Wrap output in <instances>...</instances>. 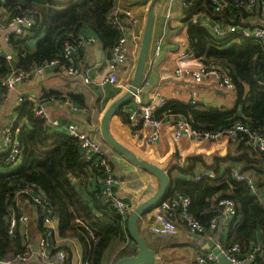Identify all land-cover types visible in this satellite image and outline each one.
Returning a JSON list of instances; mask_svg holds the SVG:
<instances>
[{
	"label": "trees",
	"instance_id": "obj_1",
	"mask_svg": "<svg viewBox=\"0 0 264 264\" xmlns=\"http://www.w3.org/2000/svg\"><path fill=\"white\" fill-rule=\"evenodd\" d=\"M228 1H241L246 5L250 3V0ZM1 4L12 16L27 15L35 20L27 39L11 40L18 55L16 68L21 71L45 67L56 60L61 65L71 66L63 59L64 43L75 44L74 32L84 26L98 31L102 37L104 34L110 46L119 38V33L109 24V17L117 6V0H3L0 1V6ZM197 15H207L213 21L239 27L244 21L257 22L261 18L260 6L252 14L242 9L215 12L209 0H197L187 9L186 20ZM188 37L190 48L197 58L207 54L208 58L227 63L238 95L237 105L232 110L192 111L190 115H186L192 129L214 133L242 122L251 130L264 135V48L261 43L237 32L218 45L214 43L210 31L203 26H190ZM31 40L37 42L34 51L29 48ZM74 64L76 67V61ZM11 70L12 63L0 55V81ZM57 98L58 93H45L40 105L45 106V101ZM73 99L82 102L78 97ZM35 108V104L25 101L17 110L19 116L15 124L23 125L20 139L25 161L22 167L17 171H10L11 168L5 165L8 153H0V258L11 259L26 252L21 236L11 238L8 235V206L24 188L33 186L46 195L57 213L61 240H77L82 247L81 257L88 264H108V253L129 237L127 222L124 223L114 210L106 206L100 195L93 198L99 214L93 213L91 205L72 184L71 177L79 178L78 185L84 186L88 180L86 172L91 168L98 175L97 171L91 164L82 161L79 141L67 133H52L53 126L36 117ZM125 108L119 110L117 115L124 123H128ZM177 108L168 103L157 112L156 117L161 120L160 115L171 114ZM21 119H26L27 125L22 124ZM232 144L236 145V152H229L228 156L240 164V173L259 174L258 188L264 187V154L249 145L245 135H240ZM216 172L214 179L203 177L199 182L176 181L169 173L175 186L166 199L176 195L189 198L190 213L205 228H209L212 219L217 216L218 201L232 200L236 204L237 217L228 228L225 246L229 248L239 245L241 255L246 257L251 253L253 244L259 240L261 249L256 254L254 264H264V199L252 195L247 183L235 181L232 170H226L223 175L218 169ZM23 198L25 196L19 195V200ZM33 227L35 229V225ZM139 231L148 245L142 230ZM153 237L156 238L155 244L161 245L167 238L175 236L153 234ZM136 254L137 250L128 248L117 257L114 264L124 257Z\"/></svg>",
	"mask_w": 264,
	"mask_h": 264
},
{
	"label": "crops",
	"instance_id": "obj_2",
	"mask_svg": "<svg viewBox=\"0 0 264 264\" xmlns=\"http://www.w3.org/2000/svg\"><path fill=\"white\" fill-rule=\"evenodd\" d=\"M152 1L117 0L116 8L123 13L131 11L138 19V24L129 31V43L126 49L128 61L125 69L119 74L122 84L126 87H130L134 77ZM186 11L185 0H162L155 10L151 45L143 76L146 84L142 86L140 93L145 101L159 94L171 105L178 107L171 114L160 115L163 126L161 140L156 145H148L146 139L150 131L133 130L119 115H115L109 123V132L116 141L143 161L162 170L171 171L176 181L186 180L205 172H211L216 176L217 169L221 175L228 169L240 171V164L228 156L229 152L234 154L236 152V145L232 144L234 142L223 138L214 143H203L189 137L176 140L173 136L177 118L186 119V115H190L192 111L232 110L236 107L238 99L236 90L219 89L213 78L196 85L191 77L180 79L176 75L178 52L180 49L190 47L188 37L190 26L186 20ZM260 13L261 18L256 25H264L261 9ZM6 15L7 11L1 4L0 19H4ZM97 32L88 26L74 32L76 37L74 42L78 47L74 55L75 68L81 74L90 76L95 82L107 74L108 52L112 47L107 37L104 34L102 37ZM90 39L95 42H90ZM159 41H162V44L160 54L157 56ZM36 43L34 40L29 41L30 51L35 50ZM0 55L12 56L14 63L18 59L17 50L6 40V34L0 35ZM187 64L192 68L203 64L231 76L225 61L208 58L207 54L201 58L189 59ZM51 91L59 94L56 100L44 102L51 120L57 124L52 127V133H66V128L74 124L79 130L102 144L104 153L113 165L114 174L120 180L118 195L122 199L131 203L134 209L152 199L160 188V181L114 151L105 143L102 136L101 122L104 114L127 92L123 88L112 85L101 88L95 83L87 85L80 76L56 68H48L43 76L34 77L20 84L12 93L4 94L0 90V153H3L4 129L15 118L18 119L17 110L22 105L19 101L29 97L41 100L45 93ZM74 97H78L82 102H77ZM128 109L129 107L125 108L126 115ZM21 123L27 125V120L21 119ZM248 174L258 187L259 174L255 172ZM86 175L88 180L85 185H76L75 188L91 205L93 213L98 215L99 210L95 207L93 198L98 196L100 184L92 170H88ZM258 190L260 197L264 199V187ZM153 216L152 212L147 214L141 218L137 226L142 230L149 248L158 253L155 264H194L198 253L208 249L209 241H216L220 237L225 244L228 228L234 221L233 219L219 222L215 235L211 232L205 235L191 233L181 224L177 236L167 238L163 244L156 245L154 242L156 238L149 229ZM33 225L35 223L32 221L34 229ZM63 241V248L71 254L72 264H77L82 254L80 243L77 240ZM128 248L132 251L137 250L129 237H126L108 253L106 257L108 264H114L117 257Z\"/></svg>",
	"mask_w": 264,
	"mask_h": 264
},
{
	"label": "built area",
	"instance_id": "obj_3",
	"mask_svg": "<svg viewBox=\"0 0 264 264\" xmlns=\"http://www.w3.org/2000/svg\"><path fill=\"white\" fill-rule=\"evenodd\" d=\"M0 1L2 2L3 0ZM58 1L66 2L69 0ZM209 1L215 12L242 9L252 14L257 9V6H260L261 12L264 15V0H250L249 5L241 1ZM195 2L197 0H185V6L189 9ZM187 22L189 26L206 27L212 34L215 44L221 45L229 37L239 32L245 38L259 41L264 48V25H256L254 20L244 21L242 26L239 27L230 23L213 21L207 15H197ZM109 24L119 33V38L108 52L107 74L99 81L95 82L90 76L81 74L75 68L74 55L78 47H76V44L65 42L63 59L70 63L71 66L61 65L56 60L45 67H36L25 72L16 68L17 61L14 63L12 56H7L6 59L12 63V70L9 75L0 81V90L4 94L12 93L20 84L34 77L43 76L48 68H56L63 72H69L74 76L82 77L83 83L87 85L95 83L101 88L112 85L128 91L129 86L127 85L128 87H126V85L122 84L119 74L125 69L128 61L126 49L129 43V31L138 24V19L131 11L123 13L120 9L115 8L109 17ZM34 25L35 20L30 16H12L7 12L6 17L0 19V35L6 34V40L9 43L12 38L24 40L30 36V31ZM89 41L95 42L93 39ZM161 44L162 41H159L156 51L157 56L160 54ZM189 59H196L192 49L190 47L180 49L177 56L178 67L176 70L178 78L191 77L196 85H200L207 79L213 78L219 89L236 90L231 76L203 64L192 68L187 64ZM144 84H146L145 80L142 81V86ZM141 88L133 96L132 103L128 106V124L133 130L148 129L150 134L146 139V143L148 145H156L162 138L163 127L162 121L156 117V114L166 107L169 101L159 94H155L145 101L140 93ZM25 101L35 104L34 113L36 117L45 120L50 126H57L51 120L46 107L40 105V99L29 97L27 99L22 98L19 102L23 103ZM16 121L17 119L15 118L3 131V153H8L5 165L9 166L11 168L10 171L12 170L13 172L19 170L25 161L24 148L20 139L23 125L16 126ZM66 130L68 135L79 141L82 161L91 164L93 169L97 171L98 175L95 174V177H97L100 184L98 196L100 195L106 206L114 210L122 218L123 222L126 223L129 215L134 211V207L118 195L120 180L115 176L113 165L104 153L102 144L92 136L79 130L74 124L69 125ZM240 135H245L249 145L264 154V135L251 130L247 124L242 122L225 131L209 133L194 131L186 119L179 117L175 121L173 134L176 140L189 137L203 143H214L223 138L234 142ZM90 170L92 169L90 168ZM203 177L214 179L216 176L211 172H205L194 175L185 181L199 182ZM233 177L237 182L247 183L250 186L252 195L261 198L258 187L248 174H243L236 170L233 171ZM71 182L76 186L79 184L80 179L71 177ZM19 195L25 196V198L19 200ZM190 206L191 200L185 196L176 195L167 198L154 211L153 220L149 227L151 233L163 237L176 236L180 225L183 224L191 233L205 235L207 232H211L215 235L219 222L233 220L237 217L236 204L232 200H219L217 204V216L212 219L209 228H205L190 213ZM8 208V235L11 238L21 236L24 239L26 252L8 260L0 258V264H72L71 254L67 250L62 249L64 241L59 236V218L57 213L53 210L50 202H48L46 195L38 187L27 186L24 188L12 200ZM32 221L35 223V229L32 228ZM38 227L40 230H38ZM216 241L218 248L232 264H254L256 254L261 249V244L258 240L253 244L251 253L245 257L241 255L242 251L239 245L235 244L227 248L222 242V238L218 237ZM35 243H37V251H35ZM77 264L88 263L81 257ZM194 264H218V257L211 251L202 250L198 253Z\"/></svg>",
	"mask_w": 264,
	"mask_h": 264
},
{
	"label": "water",
	"instance_id": "obj_4",
	"mask_svg": "<svg viewBox=\"0 0 264 264\" xmlns=\"http://www.w3.org/2000/svg\"><path fill=\"white\" fill-rule=\"evenodd\" d=\"M160 1L162 0H153L149 7L142 46L136 64L132 83L128 91L120 99L114 102L106 111L101 122V132L105 143L112 149H114V151L125 157L128 161H130L143 171L152 174L160 181V188L155 196L134 209V211L128 217L127 232L129 235V239L137 248V254L124 257L117 261L116 264H155L156 254L147 245L145 239L140 234L137 225L141 218L154 211L163 201L166 200V197L173 192L175 186V183L169 176V173L171 171L169 172V170H162L159 167L145 162L141 158L135 156L130 150L116 141L109 132L110 120L118 114L119 110L125 108L126 106H129L132 103L133 96L138 93L139 89L142 86L145 66L148 60V54L151 45L155 10ZM34 245L35 251H37V243H35ZM207 247L208 251L213 252L218 257V264H232L227 259L225 254L218 248L217 241H209Z\"/></svg>",
	"mask_w": 264,
	"mask_h": 264
},
{
	"label": "rangeland",
	"instance_id": "obj_5",
	"mask_svg": "<svg viewBox=\"0 0 264 264\" xmlns=\"http://www.w3.org/2000/svg\"><path fill=\"white\" fill-rule=\"evenodd\" d=\"M8 260V259H7Z\"/></svg>",
	"mask_w": 264,
	"mask_h": 264
}]
</instances>
